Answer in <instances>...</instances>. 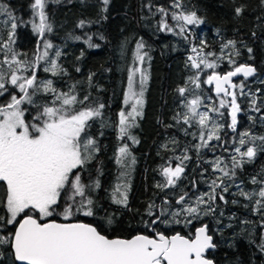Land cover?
<instances>
[{
  "label": "trees",
  "instance_id": "trees-1",
  "mask_svg": "<svg viewBox=\"0 0 264 264\" xmlns=\"http://www.w3.org/2000/svg\"><path fill=\"white\" fill-rule=\"evenodd\" d=\"M33 2L0 0V6L6 7L17 23L13 31L9 15L0 13V43L4 39L9 42V33H12V50L17 52L18 59L27 60L34 57L37 48L47 40L53 45L49 55H53L63 71L53 75L46 72L42 68L44 62H40L35 69L38 81L52 79L53 87L59 92H69L75 86L73 94L78 99L82 100L87 95V104L104 105L101 117L90 121L86 130L87 136L95 140L97 151L90 162L79 170L82 182L91 185L87 194L93 201V215L76 213L71 221L90 223L107 237L125 238L136 233L154 236L157 231L165 235L178 232L192 237L196 226L206 224L215 244L214 250L207 256L215 264H264V251L261 250L264 243V208L256 210V200L260 199L257 195H252L251 199L240 195L241 190L252 194L264 187V143L261 140L245 137L247 143L241 151L254 146L256 155L250 161L244 159L246 162L235 169V180L233 176L228 180L222 179V173L214 171L216 177L220 175L219 181L227 182L222 183L219 190L216 189V200L211 203L213 212L205 215L204 209L208 206L201 205V214L191 223H187L190 216L186 214H182L183 218L169 214L211 191L210 185L216 181L211 168L217 158L222 159L224 164H230L228 167L231 169L230 156L233 154L230 149L240 146V133L264 136V2L181 0V9H176L172 7L173 0H108L107 5L103 0H46L44 11L53 30L45 32L43 37L32 27L34 19L40 22L31 7ZM149 3L175 12L195 11L203 23L188 25V31L183 35L175 25L172 32L161 31L160 18L150 13ZM237 7L243 8L239 16L235 12ZM82 20L85 22L83 27H78ZM77 36L79 40L75 39ZM88 37H91L90 41ZM202 40L207 45L204 52L215 53V57L208 58L218 62L216 72L224 73L241 64L251 65L256 71L252 76L244 77L243 94L241 90H236L240 111L235 131L229 133L226 114L218 116L209 122L204 132L206 136L213 123L222 125L218 132L220 139H213L207 147L197 151L195 146L200 144L201 132L197 118L185 123L183 117L187 113L185 105L188 98L199 95L204 102L206 97L211 96L209 87L202 82L208 73L202 75L199 89L189 79L196 75V70L191 67L188 57L195 55L193 47H203ZM229 40L235 41L239 51L238 56H232L235 64L229 62L232 48L221 53L222 44ZM138 41L144 43L142 51L147 52L150 59L140 63L147 70L148 80L142 115L136 117L135 126L129 129L130 135L138 141L134 143L128 136L120 137L118 126ZM2 49L0 46V61L4 59L5 51ZM57 50L61 53L59 57L55 55ZM8 55L10 58L11 54ZM31 73L32 68L29 67L23 75L30 76ZM239 80L240 77H236L234 82ZM6 86L9 92L15 91L12 85ZM180 87L187 88L183 96L178 91ZM53 98L52 94L41 93L37 102H50ZM8 99L10 96L5 93L0 97V104ZM253 99L260 109L258 112L253 109ZM24 107L28 109L26 116L31 119L35 109L30 105ZM74 107L79 109L81 105ZM125 144L131 154L126 168L116 163L117 150ZM184 155L189 159L183 161L181 178L175 186H163L166 179L162 168L176 166L180 163L177 157L182 159ZM132 158L135 159L134 164L131 163ZM237 159L240 157L237 156ZM122 172L127 175L122 176ZM253 177L258 181L255 184L252 183ZM118 184L128 186L127 206L113 202ZM224 187L228 189L226 192ZM5 192L6 186L0 182V216L6 215ZM184 193L188 194L185 204H177V199ZM220 193L224 200L219 199ZM205 199L208 197L205 196ZM63 204L64 201L61 208ZM149 205L155 206L151 210L153 215H149ZM162 208L167 212L161 220L168 222L158 221L149 227L155 216L161 214ZM176 218L183 221L177 222ZM54 219L63 221L60 216ZM13 229L12 225L3 226L0 221V235H10ZM0 264H15L8 245H0Z\"/></svg>",
  "mask_w": 264,
  "mask_h": 264
},
{
  "label": "snow or ice",
  "instance_id": "snow-or-ice-1",
  "mask_svg": "<svg viewBox=\"0 0 264 264\" xmlns=\"http://www.w3.org/2000/svg\"><path fill=\"white\" fill-rule=\"evenodd\" d=\"M103 3L107 5L108 0H103ZM45 4L46 0H34L31 5L40 21L39 24H34L33 28L41 37L45 32L53 30L45 15ZM172 7L181 9V0H173ZM158 11L167 14V10L163 7ZM242 11V7L235 9L238 16ZM0 13L9 15L11 28L14 31L17 28L15 18L11 17L6 7L0 6ZM172 19L182 22L179 25L181 35L186 31V26L203 23L195 11L173 12ZM84 23L83 20L80 21L78 27H83ZM160 30L173 31L163 18L160 21ZM75 39L79 40L80 37L77 36ZM11 40L12 33H9V41ZM88 40L90 41L91 37H88ZM201 45L203 47L200 49L193 47L192 52L195 55L188 57L191 67L198 70L196 76L189 79L199 89L201 66L213 70L203 83H214L217 96L223 94V97H231L230 100L220 99L219 108L230 107L229 127L235 131L240 107L236 93L231 89L239 87L243 94V85L234 84L233 77L239 74L245 78L250 77L256 69L241 64L221 75L215 71L218 67L216 59H208V57H215V53L204 52V48L207 47L205 41L202 40ZM144 47V43L138 41L134 53V60L141 64L146 58L150 59L147 52L142 51ZM4 48L6 51L0 64L7 65L8 70L7 72L0 70V97L8 93L10 99L0 104V182L6 186L4 200L6 215L0 216V221L3 222V226L12 225L15 230L10 235H0V245H8L11 248L15 264H212L211 260L204 258L205 250L214 247L212 236L207 234L206 225L196 229L195 238H185L179 233L169 237L157 231L155 237L138 234L131 239H110L90 224L69 222L76 213H82L84 216L93 215V201L87 194L91 185L82 182L79 170L90 162L93 153L97 151L95 140L87 136L86 130L90 127V121L101 117L104 105L87 104L86 102L89 101L87 95L82 100L78 99L73 94L75 86L69 92H59L53 87L51 80L38 81L35 66L40 61H45L49 65L44 69L46 72L57 75L63 71L56 59L49 58L48 49L53 48V45L47 40L43 41L44 51H37L34 61L18 60V54L15 52H12L9 58L8 52L11 49L7 44ZM227 48L233 49L229 62L235 64L232 56L239 55L235 41L229 40L223 43L221 53ZM55 55L59 57L60 51L57 50ZM29 67L32 68L31 75H23ZM137 73L139 74L138 91L133 87ZM6 76L7 79H5ZM128 80L129 91L125 93V102L133 100L134 103L130 111L122 110L119 113V135L120 137L128 136L137 143L135 137L130 135L129 129L135 126L136 117L142 115L143 96L148 80L147 70L141 67L131 68ZM89 82H91V76H89ZM8 84L12 85L15 91L9 92L6 86ZM178 91L183 96L187 88L180 87ZM41 93L52 94L54 98L50 102L38 103ZM77 104L81 105L79 109L74 107ZM24 105H30L35 109L31 119L26 116L28 109ZM200 105L201 98L196 95L185 105L188 111L183 117L185 123H190L193 118H197L196 123L201 128L202 142L195 146L197 151L201 147H207L209 141L219 140L218 132L223 127L213 123L205 139L204 129L208 128L209 122L213 120L210 113L216 112L221 116L223 113H220L219 108L216 107H209L207 111L199 112L197 109ZM252 105L255 111H260L256 107L255 99L252 100ZM245 137L251 140L259 139L264 143V136L255 137L250 136L248 132L240 133L238 142L240 146L234 148L237 155L231 157V169L226 165L222 167L223 160L217 158L213 165L214 171L221 172L225 177L230 173L235 175V169L246 162L244 158L250 161L255 157L254 146L241 151L247 143ZM130 156L128 145L125 144L117 150L116 163L126 168L129 166L127 158ZM237 156L240 159H237ZM177 159L180 163L175 168L171 166L162 168V175L166 179V185L163 186H175L181 178L184 172L183 161L188 160L189 157L184 155L182 159L180 157ZM131 163H135L134 158L131 159ZM121 175H127V173L122 172ZM257 182L256 177H253L252 183ZM222 183V180L220 184L215 180L212 181L209 193L196 197L182 209L169 214L172 217L186 214L198 218L201 214V205L208 206L204 209L205 215L213 212L211 203L215 202L216 189L221 187ZM96 186H99L98 182ZM127 187L126 184L117 185L113 193L114 203L127 206ZM223 190L226 192L228 189L224 187ZM187 195V193L180 195L176 203L185 204ZM240 195L246 199L257 195L260 199L256 200V210L264 208V187H261L258 193L252 194L241 190ZM205 196L208 199H205ZM219 199L224 200V196L220 195ZM62 201L64 204L61 208ZM154 207L149 205V215H153L151 210ZM166 212L167 210L162 208L161 214L155 216L148 226L155 225L158 221L167 223V220H161ZM56 216L62 217L65 222H57L54 219ZM187 223H191V220H187ZM261 250L264 251V243L261 244Z\"/></svg>",
  "mask_w": 264,
  "mask_h": 264
},
{
  "label": "rangeland",
  "instance_id": "rangeland-1",
  "mask_svg": "<svg viewBox=\"0 0 264 264\" xmlns=\"http://www.w3.org/2000/svg\"><path fill=\"white\" fill-rule=\"evenodd\" d=\"M148 8H149V11H150V13L153 15V16H156V17H159L160 18V21H161V19L163 18L166 22H167V24H168V26L170 27V28H173V26L175 25L176 27H178L179 29H180V27H179V25H180V23H182V22H177V21H174L173 19H172V13L173 12H175V11H172V10H169V9H166L167 10V14H163V13H160L159 11H158V9H159V7L157 8V6H154V5H152V4H148ZM34 24H39V22L37 21V19L35 20H33L32 21V27H33V25ZM186 31H188V27L186 26ZM1 39H2V36L0 35V41H1ZM5 44H7L8 45V48L9 49H11V51H9L8 53H10V54H12V52H15V53H17L16 51H13L12 50V48H11V44H10V41L8 42L7 40H3L1 43H0V46H2V50H4V51H6V49L4 48V45ZM135 50H136V47H135ZM37 51H39V52H43L44 51V48H43V43H42V45L41 46H39L38 48H37ZM48 52H49V49H48ZM36 54H37V52H36ZM36 54H35V56L34 57H31L30 59H24V60H21V61H34L35 60V57H36ZM11 57V56H10ZM18 55H17V59H18ZM49 58L50 59H54L53 58V55H49ZM209 60H213V59H211V58H208ZM18 60H20V59H18ZM1 61H3V60H1ZM40 62H44V64H43V67L42 68H45V67H48L49 65L45 62V61H40ZM39 62V63H40ZM217 62V61H216ZM38 63V64H39ZM218 63V62H217ZM38 64H36V66H35V69L37 68V65ZM133 67H141V64H140V62H138V61H135V64H134V66ZM132 67V68H133ZM0 68L3 70V71H5V72H7V70L6 69H8V66L7 65H3V64H0ZM142 68V67H141ZM235 67H233L232 69H230V70H233ZM196 70V74H197V69H195ZM229 70V71H230ZM212 69H206V68H203V66H201V69L199 70V76H200V82H201V80H202V75L204 74V73H208L206 76H204V78H203V81L204 80H206L207 79V76L208 75H211L212 74ZM215 71H216V69H215ZM49 73H51V72H49ZM9 75H10V73H9ZM196 76V75H195ZM194 76V77H195ZM128 77H129V75H128ZM46 80H51L52 82H53V80L52 79H50V78H45V79H43V80H40V81H46ZM202 81V82H203ZM243 83H244V77H240V80L237 82H234V84H236V85H243ZM207 87H209V89H210V92H211V96H209V97H206L205 98V101L203 102L202 100H201V105H200V107L197 109V111H199V112H203V111H207L208 110V108H206V106H211V107H216V108H219V104H220V99H226V100H230L231 99V97H223V94H221L220 96H217L216 94L214 95V93H213V88H212V85L211 84H206V83H204ZM53 86H54V84H53ZM133 87H134V89L135 90H139V74L137 73L136 74V79H135V82H134V85H133ZM237 89H239V90H241L239 87H237V88H235V89H231V91H234L235 93H236V90ZM129 91V80H128V83H127V86H126V90H125V93L126 92H128ZM201 97V96H200ZM194 97H192V98H188L187 100L189 101V100H191V99H193ZM132 103H134V101L133 100H129L127 103L125 102V96H124V101H123V108H122V110H126V111H130L131 110V105H132ZM206 108V109H205ZM121 110V111H122ZM120 111V112H121ZM188 111V110H187ZM119 112V113H120ZM219 112L220 113H223L224 115L226 114V116H227V119H228V125H227V128H228V131H229V133L230 132H232V128H230L229 127V125L231 124V118H230V116H229V112H230V107H225V108H219ZM239 114V112L237 113V115ZM212 117H213V119H215V118H217L218 116H220V114L219 113H216V112H213V114L211 115ZM205 139H207V135L205 136ZM199 140V139H198ZM212 141V140H211ZM211 141H209L208 142V144L209 143H211ZM199 143H202L201 142V140H199ZM235 147H239V146H235ZM205 148V147H204ZM212 151V150H211ZM230 153L231 154H233V155H236V153L234 152V148H231L230 149ZM230 158H231V156H230ZM244 159H246V158H244ZM230 161H231V159H230ZM215 162V161H214ZM214 165V164H213ZM229 166L230 164H222L221 166L223 167V166ZM168 167V166H167ZM172 167V166H171ZM172 168H175V166H173ZM229 168V167H228ZM213 171V172H212ZM211 173H212V176L216 179V182L218 183V184H220L221 183V181H219L217 178L220 176H217L216 177V175H215V173H214V168H213V166H212V168H211ZM221 175H223V174H221ZM230 176H233V179L235 180V177H236V175H231V173H230V175L229 176H227V177H225L224 176V178H222V179H227L228 177H230ZM228 180V179H227ZM224 182H227V181H223V183ZM217 190H219V188H217ZM220 195H222L221 193H220ZM181 217L183 218V216H182V214H181ZM189 219L191 220V221H193V220H195V219H197V217H189ZM175 221H179V222H182L183 220L182 219H175Z\"/></svg>",
  "mask_w": 264,
  "mask_h": 264
},
{
  "label": "water",
  "instance_id": "water-1",
  "mask_svg": "<svg viewBox=\"0 0 264 264\" xmlns=\"http://www.w3.org/2000/svg\"><path fill=\"white\" fill-rule=\"evenodd\" d=\"M244 65H246V64H244ZM248 66H251V65H248ZM252 67V66H251ZM224 73H226V72H224ZM224 73H221V75L222 74H224ZM236 77H244L242 74H239L238 76H236ZM236 77H233V82H234V79L236 78ZM212 85V88H213V93L214 94H216V92H215V84L213 83V84H211ZM230 116V115H229ZM231 118V117H230ZM57 222H65V221H57ZM69 222H82V223H87V222H83V221H69ZM87 224H90V223H87ZM90 225H92V224H90ZM206 224H201V225H198V226H196L195 228H194V230H193V235H192V237L191 238H195V232H196V229L197 228H199V227H202V226H205ZM92 226H94V225H92ZM207 226V225H206ZM95 227V226H94ZM14 230L15 229H13V232H14ZM178 232H176V233H173V234H170V235H167V236H172V235H175V234H177ZM102 234V233H101ZM138 234H143V235H146V234H144V233H136V234H134V235H132V236H130V237H108V238H110V239H114V238H122V239H131L133 236H135V235H138ZM180 234V233H179ZM207 234L208 235H210V236H212L210 233H209V230H208V227H207ZM181 235V234H180ZM147 236H149V237H155L156 236V234L154 235V236H150V235H147ZM183 236V235H182ZM185 237V236H184ZM185 238H188V237H185ZM212 243L214 244V242H213V237H212ZM214 248H215V244H214V247L213 248H210V249H206L205 250V252H204V258L205 259H208V260H211L208 256H207V253L208 252H210V251H212V250H214ZM12 252V251H11ZM12 256H13V259H14V255L12 254ZM212 261V264H215L214 263V261L213 260H211Z\"/></svg>",
  "mask_w": 264,
  "mask_h": 264
},
{
  "label": "flooded vegetation",
  "instance_id": "flooded-vegetation-1",
  "mask_svg": "<svg viewBox=\"0 0 264 264\" xmlns=\"http://www.w3.org/2000/svg\"><path fill=\"white\" fill-rule=\"evenodd\" d=\"M221 74V73H220ZM234 83V82H233Z\"/></svg>",
  "mask_w": 264,
  "mask_h": 264
}]
</instances>
